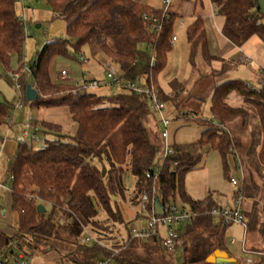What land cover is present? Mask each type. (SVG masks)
I'll return each mask as SVG.
<instances>
[{"label": "trees", "instance_id": "obj_1", "mask_svg": "<svg viewBox=\"0 0 264 264\" xmlns=\"http://www.w3.org/2000/svg\"><path fill=\"white\" fill-rule=\"evenodd\" d=\"M209 1L223 19V36L234 46L242 47L252 37L264 44V15L259 12L255 0ZM46 2L54 17L65 22V37L47 42L29 60L27 69L38 99L27 102L24 91L22 98L31 108H66L75 131L56 134L44 126L47 128L44 134L50 137H45L42 145L38 137L17 142L5 177L10 181L11 211L16 217L17 232L10 236L0 231V250L9 241L18 243L21 236H25L32 250L60 255L64 264H96L98 258L110 257L111 252L83 242L82 228H89L97 238L106 241L121 236L118 225L128 231L120 212L113 207L117 196L123 197V175L128 173L134 180L131 198L134 205L143 192L152 196L154 186L162 202L175 203L178 198L183 207L194 213V218L183 233L181 263H175L171 255L165 253L160 236L141 242L128 235L111 244L118 248L121 243L124 245L113 257L114 263L210 264L205 259L214 250H226L227 225L209 215V210L217 206L210 194L202 200H192L183 190L184 175L197 168L199 155L173 145L174 154L161 162L162 142L160 135L154 134L149 126L151 113L146 95H137L123 86L125 90L113 95L81 93L77 83H53L48 74L54 56L66 55L68 47L77 55L80 48L86 46L91 56L102 55L118 68L123 85L143 77L147 87H151L171 50L176 15L140 0ZM25 38L24 21L16 14L15 0H0V65L7 68L13 54L24 64L21 55ZM186 38L192 51L201 48L205 59L211 60L205 50L200 18L187 27ZM140 44L147 48L149 55L139 50ZM259 82L258 88L241 80L214 85L210 113L223 128L201 122L205 129L192 145H208L223 160L227 155L235 160L239 154L238 161L245 175L233 197L242 196L246 233H256L261 238L264 236V222L260 221L264 217V72ZM180 88L178 83H173V95L169 99H174ZM159 98L161 101L168 99L160 91ZM233 99L239 103L231 105ZM10 108L6 101H0V127L10 117ZM237 120L242 130H251L247 144L228 127ZM30 124L36 127L35 121ZM37 132L33 130L36 136ZM173 162H178L177 166H172ZM160 164L156 182L147 180L145 174ZM38 205L44 207V213L37 211ZM56 208L64 216L62 226L55 222ZM55 242L66 244L72 250L63 253ZM246 249L264 254V242L260 247L251 244ZM27 254L33 262L32 253ZM252 264H264V256L254 259Z\"/></svg>", "mask_w": 264, "mask_h": 264}, {"label": "rangeland", "instance_id": "obj_2", "mask_svg": "<svg viewBox=\"0 0 264 264\" xmlns=\"http://www.w3.org/2000/svg\"><path fill=\"white\" fill-rule=\"evenodd\" d=\"M140 1L155 8L164 7L163 0ZM202 1L205 8L208 9L207 0ZM176 4L178 5V2ZM15 11L24 21L26 38L21 55L24 64L19 62L17 54H13L10 57L7 68L0 65V101H6L11 105L10 117L0 127V137L3 140L19 138L23 130H26L24 124L35 121V128L38 131L36 134L40 138L39 144L42 145L45 137H50V135L44 134L47 130L44 126L51 128V133L65 135L74 133L75 124L66 108H31L25 104L21 96L22 92H18L9 82L7 72H17L19 69H23V73L20 74L18 82L24 87L31 85V76L27 71L29 60L37 52H40L47 42L65 37L66 24L63 20L54 17L46 0H22V3L15 0ZM189 20L186 17L181 19L178 17L175 19L172 26V35L175 36L176 40L171 45V50L167 54L165 65L158 73L156 83L153 87L165 97L173 95V83H178L181 87L175 95L176 98L167 99L162 101V103L164 107L163 117L169 121L166 128L168 145L185 147L192 154L199 155L197 168L188 171L184 175L183 190L185 194L192 200H202L208 193L213 199L219 200L221 202L220 204L225 203V200H229V203L223 205L231 206L233 193L236 189L230 184L228 177L229 175H233L236 179L241 180L244 174L242 172L244 168L238 161L240 160L239 154H236L235 160L230 155H227L225 160H223L208 145L193 147L192 144L197 142L200 138V132L205 129V126L201 122L212 121L209 106L213 85H218L227 79L237 78L246 84L252 85L254 88H258L260 82L258 83L255 79L242 80L244 77L240 72V68L243 67L241 65L237 69L228 70L226 73L228 77L226 74L221 77L216 76L213 79L206 77V67L201 60L200 50L196 49L192 51L187 43L186 26ZM262 21L264 23V18ZM138 48L140 51L149 55V51L143 44H140ZM79 56H82L85 61H79ZM106 61L108 60L102 55L91 56L86 46H82L77 55L68 47L66 55H56L50 60L48 70L49 78L53 83L73 85V83L76 84L85 75L87 80L104 82L106 80V71L103 63ZM111 65L118 73L117 78H120L118 68L114 64ZM62 70L67 73V77L64 80L60 78V71ZM122 79L124 80V78ZM134 81H137L143 88L147 87L143 77L135 78ZM123 90L125 89H122L120 86L112 88L101 85L97 88L89 89L88 92H93L97 95H113ZM16 105H20V107L15 108ZM231 105H237V103H231ZM11 119L14 125L13 130L9 128ZM158 119V115L151 113L149 126L154 134H159L161 131L157 123ZM29 125L30 129H27V131L29 134H32L33 126L31 124ZM228 127L234 136L240 137L242 142L247 144L250 129L242 130L239 120L232 122ZM97 166L100 165L97 163ZM6 175L7 161L4 158L0 159V184L3 183ZM123 185L125 187L123 197L120 195L117 196L113 207L120 212L121 219L129 227L132 224H136L135 215L139 213V206L134 205L131 201L134 180L128 173L123 175ZM6 187H10L9 180L6 181ZM175 205L177 207L182 206L178 198L175 200ZM246 207L247 209L249 208V206ZM259 207L261 209L262 205L259 204ZM5 209L7 210V215L0 221V231H3L7 235H12L14 232L13 228L15 227L14 218L10 214V210L6 207ZM46 209L49 212V208L46 207ZM54 215L55 222L57 218L64 219L59 208H56ZM260 221L264 222L263 216L260 218ZM118 228L123 229V226L118 225ZM224 237L227 250L236 258L238 256L234 254V250L237 249L241 253L244 239L246 247H250L251 244H254V246L257 244L260 245L264 242V236L260 238L256 233L252 235V233L247 232L244 236V229L237 224L227 225ZM251 238L253 240L252 243L250 241ZM230 240L235 241L234 246L229 244ZM13 249L14 252L19 251L16 247H13ZM27 253H32L33 264H56L46 253L43 254L39 250H32L29 246L27 247ZM171 257L175 263H181L183 261L182 248H176L171 253ZM11 261L12 258L10 257L8 262Z\"/></svg>", "mask_w": 264, "mask_h": 264}, {"label": "built area", "instance_id": "obj_3", "mask_svg": "<svg viewBox=\"0 0 264 264\" xmlns=\"http://www.w3.org/2000/svg\"><path fill=\"white\" fill-rule=\"evenodd\" d=\"M17 2L22 3V0H16ZM171 0H163V11H166L170 5ZM175 36L172 35L170 39V43L173 44L175 42ZM78 60L84 62V58L79 56ZM153 63V59L150 60V64ZM110 61H106L103 63L104 69L106 71V80L104 82H98L96 80H87L85 75H83L78 81L77 85L80 87V92L85 93L89 89L97 88L101 85L109 86V87H117L123 86L128 91H133L137 95H146L148 98L149 112L158 115V126L160 128V138L162 142V153H161V162L174 154V150L172 146H169L167 143V132L166 128L168 126V119L163 117V103L159 98V91L155 89L153 86L143 88L141 87L137 81H127L124 85L121 80L117 78V72L114 67L111 65ZM28 71V69H27ZM23 73V69H19L17 72H7V78L9 82L13 85V87L18 91H24V86H22L18 79L20 74ZM29 73V71H28ZM67 73L65 71L60 72L61 80L66 79ZM33 85V84H32ZM250 85V84H249ZM34 86V85H33ZM250 89H253L252 86H249ZM20 107V105H16L15 108ZM8 120V119H7ZM207 122V121H206ZM212 126L217 129H222V125L219 124L216 119L212 116V121H209ZM30 123L25 124L23 134L17 139V142H25L27 140L35 139L37 140V136L35 134H28L27 129H30ZM33 130L37 131L36 128ZM1 140V137H0ZM178 162H173L172 166H177ZM160 166L155 167L152 172H147L145 174V178L147 180H152L156 182L158 175L160 173ZM228 180L230 184L238 190L240 187V180L236 179L235 176L229 175ZM8 190L6 186L0 184V191ZM152 196L148 195L147 192H143L139 198L138 203L136 205L139 206V213L135 215L136 224H132L128 227V231L126 229H121V236L112 240L106 241L97 238L89 228L83 227V242L86 244H94L98 247L105 249L108 252H111L110 257L108 258H98L96 260V264H113V257L119 252L121 248L124 247L122 243L120 244L121 248L111 246L112 243L120 241L121 238H124L128 235L130 239L139 240L141 242H147L152 238L159 237L161 238V246L167 255H171V253L176 248H182L184 245L183 233L186 229V226L190 223V221L194 218V213L188 209L187 207H177L173 201L162 202L157 195V188L152 187L151 189ZM159 199L162 203V214L156 215L154 213V201L155 199ZM242 196L241 194H237L232 199V205H217L212 207L209 210V215L214 220L222 221V224L230 225L237 224L240 225L244 229V236L246 233L247 225L246 220L243 214V206H242ZM67 208L64 207V210ZM57 224L62 226L65 224L64 219L57 218ZM231 243H234V240H230ZM13 247H16L19 251L14 252ZM5 252V253H4ZM241 264H252L254 259L264 256L261 253H253L245 249L244 246L241 247ZM49 258H52L56 262V264H64L62 262V256L60 255H51V253L47 254ZM53 256V257H52ZM12 258L11 262H8L9 258ZM0 264H32V260L28 257L26 253V246L22 244V242H14L9 241L5 248L0 250Z\"/></svg>", "mask_w": 264, "mask_h": 264}, {"label": "crops", "instance_id": "obj_4", "mask_svg": "<svg viewBox=\"0 0 264 264\" xmlns=\"http://www.w3.org/2000/svg\"><path fill=\"white\" fill-rule=\"evenodd\" d=\"M177 2L178 5L176 4ZM143 3L146 4L145 2ZM207 3H208V9L205 8L202 0H171L169 5L170 7L168 8V10L171 13L176 15V18L179 17L181 19L186 17L190 19L189 23L186 26V29L197 18H200L202 20L203 31L205 34V50L207 51L208 56L211 58V60L207 61L203 56V51L201 50V48H199L201 60L206 67L205 76L212 79L215 78L216 76L218 77H221L223 75L225 76L228 70L234 68L237 69L241 65L243 67L240 68L241 70L240 72L244 77L242 80L255 79L259 83L261 73L264 72V44H262V42L258 40L256 37H252L242 47L234 46L222 34L223 19L220 16H218V14L215 11V8L213 7V5L209 0H207ZM157 8L160 9V7ZM228 80H239V79L231 78L225 81ZM73 85H75V83H73ZM170 96L172 95H168L167 98L169 99ZM235 102L239 103L237 99H233L231 103H235ZM209 110H210V106H209ZM13 127L14 125L12 124V119H11L9 128L13 130ZM17 139L18 138L16 137V139L14 140L12 139L0 140V159H4V158L6 159L7 168H8L9 160L12 158V156L15 153L17 146ZM1 184L6 186V180L4 179L3 183ZM7 189L8 190L0 191V221H2L4 217H6L7 215V210L5 209V207L8 208L10 210V214L14 218L15 227L13 228L14 232L12 233V235H14L17 232L16 217L11 211L10 188ZM207 194L205 195V197L207 196ZM225 201H226L225 203L220 204L221 202L219 200H215L217 205H223L230 202L229 200H225ZM21 242L22 244H24V246H26V249L30 245V241L28 237L21 236ZM57 243L58 242H55L56 247L63 253L65 251L72 250V247L66 244H62V243L57 244ZM229 244L231 246H234L235 242L231 243L229 241ZM242 246H244L245 249L247 248L245 244V239L243 241ZM257 246L260 247L259 244H257ZM225 251L229 253L227 248ZM234 254H236L238 257L236 258L232 254L230 255L241 263V259L243 256L240 253V251L236 249L234 250Z\"/></svg>", "mask_w": 264, "mask_h": 264}, {"label": "water", "instance_id": "obj_5", "mask_svg": "<svg viewBox=\"0 0 264 264\" xmlns=\"http://www.w3.org/2000/svg\"><path fill=\"white\" fill-rule=\"evenodd\" d=\"M255 2L259 12L264 15V0H255ZM24 96L27 102H33L38 99V93L32 84L25 86ZM37 211L44 213L45 209L42 205H38ZM154 213L156 215L162 214V203L157 198L154 201ZM205 261L210 264H239L227 251L218 249L214 250Z\"/></svg>", "mask_w": 264, "mask_h": 264}]
</instances>
